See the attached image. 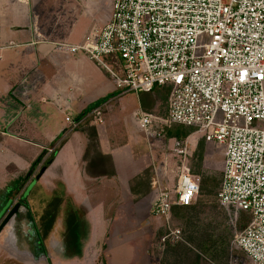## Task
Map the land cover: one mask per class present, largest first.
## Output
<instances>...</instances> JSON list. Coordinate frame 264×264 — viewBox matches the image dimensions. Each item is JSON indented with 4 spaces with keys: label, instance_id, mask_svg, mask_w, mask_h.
Instances as JSON below:
<instances>
[{
    "label": "crops",
    "instance_id": "obj_1",
    "mask_svg": "<svg viewBox=\"0 0 264 264\" xmlns=\"http://www.w3.org/2000/svg\"><path fill=\"white\" fill-rule=\"evenodd\" d=\"M113 1L0 0V222L17 201L24 210L0 232V264H153L173 245L161 242L153 179L176 181L177 158L136 117L167 114L170 85L120 93L97 60L63 46L104 25ZM99 103L102 122L70 128L68 112Z\"/></svg>",
    "mask_w": 264,
    "mask_h": 264
},
{
    "label": "built area",
    "instance_id": "obj_2",
    "mask_svg": "<svg viewBox=\"0 0 264 264\" xmlns=\"http://www.w3.org/2000/svg\"><path fill=\"white\" fill-rule=\"evenodd\" d=\"M63 46L97 60L120 93L170 85L167 114L139 109L140 127L156 138L175 123L192 125L225 146L218 197L238 216L252 213L234 243L251 264H264V0H114L104 25ZM102 107L65 119L70 128L90 118L102 122ZM185 160L173 188L154 173L152 212L167 221L163 243L183 239L172 224L173 206L190 204L200 191L201 179Z\"/></svg>",
    "mask_w": 264,
    "mask_h": 264
},
{
    "label": "rangeland",
    "instance_id": "obj_3",
    "mask_svg": "<svg viewBox=\"0 0 264 264\" xmlns=\"http://www.w3.org/2000/svg\"><path fill=\"white\" fill-rule=\"evenodd\" d=\"M187 128L192 131L183 135ZM170 129L173 133H170L172 131ZM170 129L166 135H162L167 138V143L165 145L163 143L162 146L171 154L170 156L177 158L175 159L177 165L181 163V159H186L189 170L199 175L201 179L200 191L190 205L178 207V212L173 210L172 224L181 229L183 239L168 240L170 244L173 242L172 246L156 248L153 264H251L245 251L234 243L236 233L247 224L248 219L242 218L240 213L238 216L233 207L222 204L218 197L225 146L206 140L192 125L175 123ZM171 135H176L177 141L187 147V158L177 153L180 143L170 139ZM62 141L63 139L51 150L57 149ZM48 159L49 155L38 156L34 163L37 166L36 173L48 163ZM175 182L174 180L169 182L172 188ZM33 190L36 194L40 191L39 187ZM52 205L49 207L51 210L54 207ZM245 212L250 214V211Z\"/></svg>",
    "mask_w": 264,
    "mask_h": 264
},
{
    "label": "water",
    "instance_id": "obj_4",
    "mask_svg": "<svg viewBox=\"0 0 264 264\" xmlns=\"http://www.w3.org/2000/svg\"><path fill=\"white\" fill-rule=\"evenodd\" d=\"M44 168L45 166L42 167L41 171L37 175L38 177L40 176ZM20 206H21V202L18 201L7 211V213L0 222V232L2 231V229L6 227V225L13 226L16 215L20 213Z\"/></svg>",
    "mask_w": 264,
    "mask_h": 264
},
{
    "label": "trees",
    "instance_id": "obj_5",
    "mask_svg": "<svg viewBox=\"0 0 264 264\" xmlns=\"http://www.w3.org/2000/svg\"><path fill=\"white\" fill-rule=\"evenodd\" d=\"M173 126V125H172ZM171 126V127H172ZM192 131V129H189V128H187V129H185V131H184V133H183V135H187L189 132H191ZM179 135H180V133H178ZM51 159V157H49V159H48V162H49V160ZM187 205H190V204H187ZM180 206H183V204H175L174 206H173V210L174 211H176V212H178V207H180ZM245 211H248V210H242L240 213H241V216H242V218H246V219H248V221L251 219V217H252V213L250 212V214H247ZM246 225V224H245Z\"/></svg>",
    "mask_w": 264,
    "mask_h": 264
},
{
    "label": "flooded vegetation",
    "instance_id": "obj_6",
    "mask_svg": "<svg viewBox=\"0 0 264 264\" xmlns=\"http://www.w3.org/2000/svg\"><path fill=\"white\" fill-rule=\"evenodd\" d=\"M22 200H23V199H22ZM22 200H19V201L21 202V205H22V202H23ZM17 202H18V201H17ZM22 211H24V210H22V207L20 206V213H19L18 215H22ZM18 219H19V218H17V219L15 218L13 226L10 225V226L12 227L13 231H14L15 229H17V227H19L20 224H22V223H21V220H20V219L18 220ZM22 220H25V221H26L25 218L22 219Z\"/></svg>",
    "mask_w": 264,
    "mask_h": 264
}]
</instances>
